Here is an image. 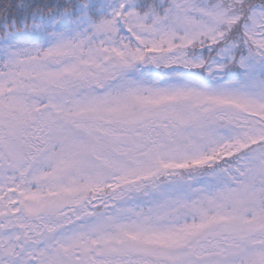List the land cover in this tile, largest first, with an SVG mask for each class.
I'll list each match as a JSON object with an SVG mask.
<instances>
[{
	"label": "snow or ice",
	"instance_id": "6c2138e0",
	"mask_svg": "<svg viewBox=\"0 0 264 264\" xmlns=\"http://www.w3.org/2000/svg\"><path fill=\"white\" fill-rule=\"evenodd\" d=\"M0 264H264V0H0Z\"/></svg>",
	"mask_w": 264,
	"mask_h": 264
}]
</instances>
